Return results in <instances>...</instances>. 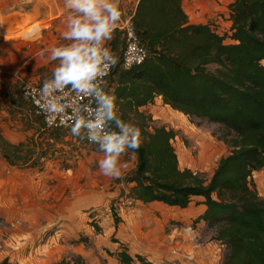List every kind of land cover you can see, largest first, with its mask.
<instances>
[{
    "label": "rangeland",
    "instance_id": "obj_1",
    "mask_svg": "<svg viewBox=\"0 0 264 264\" xmlns=\"http://www.w3.org/2000/svg\"><path fill=\"white\" fill-rule=\"evenodd\" d=\"M232 1L189 0L185 6L190 21L214 22L225 33ZM133 4L121 11L119 31ZM68 11L64 0H0V262L57 264L81 255L90 264H117L109 254L119 247L116 238L159 264H223L226 246L216 239V229L196 220L202 205L181 209L126 199L124 176L134 169L135 155L121 158L128 163L121 178L105 177L95 146L70 129L55 142L52 130L28 113L23 88L50 74L53 62L39 53L61 42ZM147 113L151 127L177 132L173 144L182 168L210 178L231 150L217 123L161 103ZM3 142L22 147L30 157L46 151L52 158L38 168L27 167L24 159L12 165L3 156ZM253 182L264 198V170L253 173ZM112 206L121 217L118 226Z\"/></svg>",
    "mask_w": 264,
    "mask_h": 264
},
{
    "label": "trees",
    "instance_id": "obj_2",
    "mask_svg": "<svg viewBox=\"0 0 264 264\" xmlns=\"http://www.w3.org/2000/svg\"><path fill=\"white\" fill-rule=\"evenodd\" d=\"M228 9L229 30L221 33L214 22H191L183 0H139L131 18L146 59L123 67L125 36L115 28L108 43L117 62L106 88L116 97L119 114L142 133L135 167L124 176L125 198L181 209L203 205L196 220L216 229V239L226 246L223 264H264V198L253 182V173L264 170V0H233ZM157 98L225 129L231 150L210 178L181 167L175 130L150 126L147 107ZM51 130V140L58 142L63 129ZM2 147L12 165L24 159L27 167L38 168L52 158L46 151L30 157L18 145ZM112 214L118 226L114 206ZM113 241L119 247L109 254L117 264H159ZM0 264L14 263L5 258ZM57 264L90 263L77 255Z\"/></svg>",
    "mask_w": 264,
    "mask_h": 264
},
{
    "label": "clouds",
    "instance_id": "obj_3",
    "mask_svg": "<svg viewBox=\"0 0 264 264\" xmlns=\"http://www.w3.org/2000/svg\"><path fill=\"white\" fill-rule=\"evenodd\" d=\"M64 2L69 11L61 42L39 53L54 66L38 87L29 82L24 94L46 114L71 108V134L96 146L102 175L119 179L128 167L121 158L126 153L134 156L142 144L140 128L119 114L104 79L117 62L106 42L122 16L119 0Z\"/></svg>",
    "mask_w": 264,
    "mask_h": 264
},
{
    "label": "built area",
    "instance_id": "obj_4",
    "mask_svg": "<svg viewBox=\"0 0 264 264\" xmlns=\"http://www.w3.org/2000/svg\"><path fill=\"white\" fill-rule=\"evenodd\" d=\"M120 27L125 36V47L122 53L123 67L128 68L134 65L142 64L144 60L146 59L147 50L140 41V38L137 34L135 26L132 22V18L131 17L128 18L125 22L121 24ZM106 46L111 50L108 41L106 42ZM112 67L110 68L107 76L104 78L106 86H107L108 78L112 71ZM39 85L40 83L33 84V86H36V87H38ZM24 93H25V86L23 88V95L27 103L28 113L38 117L43 122L46 128L48 129H70V127L67 125L71 123L69 119L72 114L71 108L66 109L64 113L51 112V113L46 114L39 109V107L33 102V99L31 97L26 98ZM85 102L87 101L86 100L81 101V103H85ZM82 139L84 140L86 144L95 146L93 144H90L86 140V138L82 137Z\"/></svg>",
    "mask_w": 264,
    "mask_h": 264
},
{
    "label": "crops",
    "instance_id": "obj_5",
    "mask_svg": "<svg viewBox=\"0 0 264 264\" xmlns=\"http://www.w3.org/2000/svg\"><path fill=\"white\" fill-rule=\"evenodd\" d=\"M132 1H134V4H133V6L131 7L132 12H131V15L129 16V18L132 17V15H133V13H134V11H135V8H136V6H137L139 0H119V6H120V9H121L122 12H126V11L129 10L128 8H130V4H131ZM188 1H189V0H183V7H184V10L186 11L187 14H189V12H188V10L186 9L185 3L188 2ZM188 16H189V15H188ZM191 22H197V21H191ZM229 23H230V22H229ZM155 103H161V104H163L161 98H157ZM154 105H155V104H154ZM163 105H164V104H163ZM152 106H153V105H152ZM166 106H168V105H166ZM150 107H151V106H150ZM150 107H147V109H149ZM143 109H145V108H143ZM135 158H136V156H135ZM204 209H205V206L202 205L201 213L204 211ZM150 259H151V258H150ZM151 260H152V259H151ZM153 261H154V260H153ZM155 262H156V261H155ZM157 263H158V262H157Z\"/></svg>",
    "mask_w": 264,
    "mask_h": 264
}]
</instances>
